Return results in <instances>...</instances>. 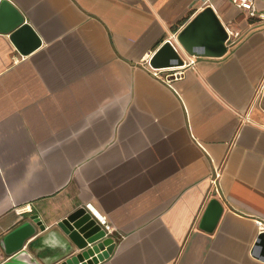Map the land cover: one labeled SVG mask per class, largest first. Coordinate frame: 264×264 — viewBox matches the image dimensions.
<instances>
[{
    "label": "crops",
    "instance_id": "crops-1",
    "mask_svg": "<svg viewBox=\"0 0 264 264\" xmlns=\"http://www.w3.org/2000/svg\"><path fill=\"white\" fill-rule=\"evenodd\" d=\"M10 2L39 44L0 29V238L90 204L115 240L94 264H264V20L230 0ZM206 5L238 33L219 56L175 39ZM168 39L169 80V53L150 61Z\"/></svg>",
    "mask_w": 264,
    "mask_h": 264
},
{
    "label": "water",
    "instance_id": "water-1",
    "mask_svg": "<svg viewBox=\"0 0 264 264\" xmlns=\"http://www.w3.org/2000/svg\"><path fill=\"white\" fill-rule=\"evenodd\" d=\"M5 27L16 47L23 53L39 44V37L23 14L10 0H1L0 29ZM229 33L210 5L204 6L177 32L175 39L190 55L219 56L228 48ZM168 52V59L161 66H175L183 58L169 40L151 56V63ZM264 108V91L261 98ZM221 205L211 198L204 215L213 220L219 215ZM25 220L0 238L1 252L7 258L0 264H94L113 251L114 238L106 234L85 206H79L60 218L53 226L36 237L30 238L41 222ZM56 251L50 254L49 251ZM253 252L264 257V230L255 242Z\"/></svg>",
    "mask_w": 264,
    "mask_h": 264
},
{
    "label": "built area",
    "instance_id": "built-area-1",
    "mask_svg": "<svg viewBox=\"0 0 264 264\" xmlns=\"http://www.w3.org/2000/svg\"><path fill=\"white\" fill-rule=\"evenodd\" d=\"M230 1L236 7L247 11L251 16H257L258 18L264 20V6L259 7L257 5L258 0H230ZM262 1H264V0H262ZM228 33H229L228 39H231L232 35L235 37L238 34L236 32L232 33V31H229V30H228ZM185 62H186V60L183 59L182 64L175 65V66H169L170 70L165 73L166 79L169 80L171 77H176L177 75H179L181 72L180 66L184 65ZM87 208L90 210L91 214L95 217L96 221L105 230L106 234H109L113 231V225L107 220V218L104 214H101L98 210H96L90 204H87Z\"/></svg>",
    "mask_w": 264,
    "mask_h": 264
}]
</instances>
